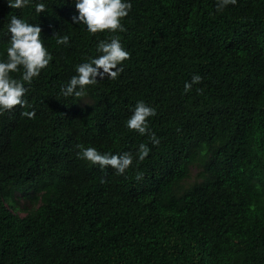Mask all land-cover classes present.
<instances>
[{
    "label": "trees",
    "instance_id": "trees-1",
    "mask_svg": "<svg viewBox=\"0 0 264 264\" xmlns=\"http://www.w3.org/2000/svg\"><path fill=\"white\" fill-rule=\"evenodd\" d=\"M126 2L125 31L91 34L72 21L76 0H0V61L13 16L42 28L52 56L23 82L30 107L0 113V264H264V0ZM114 35L122 72L65 97ZM138 101L156 111L145 135L126 124ZM77 145L133 163L118 175Z\"/></svg>",
    "mask_w": 264,
    "mask_h": 264
},
{
    "label": "clouds",
    "instance_id": "clouds-1",
    "mask_svg": "<svg viewBox=\"0 0 264 264\" xmlns=\"http://www.w3.org/2000/svg\"><path fill=\"white\" fill-rule=\"evenodd\" d=\"M29 3V0H8L9 7L22 8ZM236 0H217V11H223L228 4H235ZM75 7L78 16L74 15L72 21L75 24H84L91 34L101 32H123L126 29L121 21L128 15L131 3L126 0H76ZM35 11L42 13L46 11L45 5L39 3ZM10 46L7 48V60L0 61V113L11 111L19 106L30 107L23 99L27 89L23 82L31 83L34 77L39 76L42 69L49 65L52 56L45 47L39 25L25 22L23 19L13 16L9 25ZM69 36L57 37V44L67 45ZM97 51L101 53L97 58H90L77 66V75L71 77L67 85L62 86L61 92L65 97H83L87 86L94 85L99 79H116L122 68L123 61L130 58L119 36H111L108 40H101L97 45ZM23 69L20 79L13 78L10 74L20 72ZM202 80L200 75H194L190 83H185L184 91H191L192 85ZM21 115L28 118H35V112H22ZM156 115L154 108L147 106L143 101H138L127 120L126 124L130 130L137 131L141 135L149 132L148 118ZM154 145L159 144L155 133L150 134ZM77 153L78 158L86 159L92 164H98L102 169L111 167L116 174L122 175L133 163V155L130 152L123 154H101L95 147L84 148ZM150 149L145 144H140L137 152L138 160L143 161L149 154ZM137 180L143 179V174L138 173ZM101 182L104 183L103 179Z\"/></svg>",
    "mask_w": 264,
    "mask_h": 264
},
{
    "label": "rangeland",
    "instance_id": "rangeland-1",
    "mask_svg": "<svg viewBox=\"0 0 264 264\" xmlns=\"http://www.w3.org/2000/svg\"><path fill=\"white\" fill-rule=\"evenodd\" d=\"M196 178H197V170L196 169H193V171L191 172V176L184 182V185H186V186L189 185Z\"/></svg>",
    "mask_w": 264,
    "mask_h": 264
}]
</instances>
